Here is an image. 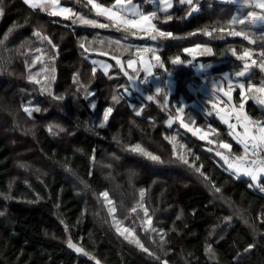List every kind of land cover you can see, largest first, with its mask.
Wrapping results in <instances>:
<instances>
[{
  "label": "trees",
  "instance_id": "16d2710c",
  "mask_svg": "<svg viewBox=\"0 0 264 264\" xmlns=\"http://www.w3.org/2000/svg\"><path fill=\"white\" fill-rule=\"evenodd\" d=\"M95 1L106 6L115 2ZM140 1L147 11H154L153 4ZM2 3L5 12L0 16L3 41L0 44V192L7 193L9 181L14 180L11 194L15 199L5 200L0 196V212H4L0 216V264H95L88 256L68 247L69 236L94 254L101 264H157L119 235L108 204L100 195L104 191L109 193L118 220L127 227L126 219L128 214L132 215L133 205L122 209L121 202L128 203L129 199L124 198L131 190L138 198H133L136 203L142 200L140 192L144 191L143 201L153 225L169 230L163 250L159 238L155 237L153 243V234L145 232L142 226L135 232L156 255L167 252L162 258L168 264H264V191L249 188L248 177L236 179L227 165L208 151L216 147L211 141L222 138L232 145V152L242 154L241 147L228 135V125L221 121L212 105L203 100L201 106L194 105L201 99L189 89L190 83L197 85L201 78L194 68L198 59L217 63L212 68L214 73L239 72L247 61L237 57L249 49L257 57L256 64L264 63L261 56L264 33L247 23H232L235 4L194 0L198 9L188 14L191 6L175 0L171 12H157L156 28L173 33L172 37H162L159 52L164 68L156 69L163 79L168 75L175 79V91L165 105L164 97L143 101L128 93L127 75L134 71L126 75L124 69L122 72L121 67L114 66L107 74L88 59L95 55L106 57L90 46L98 42L95 37H103L101 42L109 39L128 42L126 37L110 36L113 29L128 30L98 15L89 0H60L75 11L70 18L32 9L24 0H2ZM77 14L91 20L96 18L107 26L74 23ZM166 15H172L173 19L166 21ZM13 25L5 40L4 34ZM205 29L212 34L207 35ZM229 31L245 35L232 36ZM36 32L48 40L38 38ZM25 40L31 44L20 49ZM194 44L211 47L213 54L193 58L183 52ZM116 46L123 50L130 48H122L118 43ZM230 48H235L236 55ZM114 50L104 52L120 54ZM38 52L51 57L47 61L49 73L44 70L35 77L39 80L46 73L55 77L50 94L41 91V83L28 79L34 70L30 57ZM176 55L185 63L172 64L171 58ZM47 62L44 61L43 67ZM263 76L264 69H251L247 84L260 86ZM85 90L89 93L87 97ZM61 95L64 99H57ZM112 95L118 100L113 101ZM202 96L198 94L199 98ZM92 99L95 109L91 107ZM232 99L239 106L243 102L238 90L233 91ZM184 101L188 104L182 118L188 128L180 122V113L176 111L183 107ZM242 105L247 114L264 120V107L252 97ZM36 107L40 108L39 112L34 110ZM108 107L113 111L106 126H101L97 118ZM209 126L216 131H210ZM190 128L207 132L208 139L201 140ZM135 145L164 162L134 151ZM174 145L175 152L186 153L190 163L199 157L195 162L203 166L202 171L212 184L220 187L219 192L177 160ZM19 163L28 167L21 168ZM118 172H125L126 176H118ZM36 193L43 199L36 201ZM225 217H231V221ZM206 243L214 248V257L205 252ZM249 244H254L250 251Z\"/></svg>",
  "mask_w": 264,
  "mask_h": 264
},
{
  "label": "snow or ice",
  "instance_id": "6c2138e0",
  "mask_svg": "<svg viewBox=\"0 0 264 264\" xmlns=\"http://www.w3.org/2000/svg\"><path fill=\"white\" fill-rule=\"evenodd\" d=\"M181 4H188L190 5V11L188 14H191L193 11H197L198 4H194V0H178ZM24 3L28 6H30L32 9H38L42 12L48 13L50 16H62V17H68L70 18L69 14L72 12L70 8L67 7H61L60 6V0H24ZM89 3L92 4V6L95 8L98 15L107 16L110 20H113L116 22V26L118 28L123 27L125 30L131 31L132 29H142L144 32L152 34L151 38L153 40H156L158 36L160 37H172V32H162L159 31L156 28V25L153 24L151 21L153 18L157 17V12H149L145 14L138 5H135L132 3V0H115V4L112 7H105L104 5L100 3H95L94 0H89ZM161 9L167 13L169 10H171L175 4L173 0H160ZM257 6L259 8L264 9V2H261V0H257ZM5 12V8L3 6L2 0H0V16H2ZM251 17L255 20L257 18L256 12L250 13ZM166 21H171L173 19L172 15H166L164 17ZM259 19L264 20V17H259ZM77 20L80 23L84 24H90V25H96L97 22L95 20H86L83 16L77 15L76 20L73 22H77ZM236 21L233 20L232 23H235ZM240 23H243V21H240ZM99 27H106L107 25H98ZM15 25L9 28L8 32L4 34V39L6 40L9 33L12 32ZM207 35H211V32H208L207 29L204 30ZM218 31H223V29H219ZM133 35H136V32L132 33ZM190 33L189 35H191ZM229 35L232 36H240L245 35L243 32H237V31H229ZM35 35L38 38H42L44 40H48L46 36H43L41 32H36ZM3 41L0 40V44H2ZM49 44H51V41H48ZM31 44L30 40H25L22 42L19 46L20 49H23L25 47H28ZM83 47V45H81ZM52 48H55V44H51ZM39 51V50H37ZM144 51H149L148 49H145ZM151 51H155V49H152ZM229 51L232 52L233 55H236L235 48H230ZM184 53L189 54V56L195 58L197 56H204V55H212L213 49L207 45H201V44H195V47H185L183 49ZM139 55V53H138ZM252 53L251 50L245 49L242 54H240L237 58L242 61H247L249 57H251ZM55 54H52V58H54ZM261 56L264 57V52L261 53ZM36 61L40 60L39 56H36ZM156 63H150L147 59L143 60V71L146 72L148 75L153 74V67L158 66L159 68L163 69L164 64L160 62V57L157 56L155 58ZM172 64H180L185 63V61L181 60V57L179 55H176L175 57L171 58ZM187 62H190L188 60ZM136 64V61L129 60L127 63L128 68H134ZM261 67H264V63L261 64ZM105 72H107V66H105ZM248 70V64L245 63L244 69L237 73V77H241L245 74V72ZM141 69L135 68V72L131 75V78L133 80L139 79V73ZM165 71H167L165 69ZM50 75H52L50 73ZM29 80H35L37 84H40L41 81L36 80L35 76L32 74L28 75ZM145 82L147 81V76L144 77ZM228 82L227 90H225L224 87L221 86V84L216 86L215 92H214V98L209 101V103L212 105V109L216 112V114L220 117L221 121H223L224 124L228 125L229 132L228 135L231 136L239 145L242 146V154H237L231 151L232 145L227 142L226 140L222 138H218L217 140L211 141V143L216 144L217 146L215 148H209L208 151L214 152L216 157H219L220 160L223 162V164L227 165V168L230 173H234V177L236 179H240L241 177H248L250 178V183L248 185L249 188H253V184H255V187L258 188L261 191H264V182H262V178H264V125H260L258 127V134H256L253 129L252 125H256L258 122L251 121L249 117L242 114L243 105L241 104V110L236 112V124L230 123V116L232 115V112H230L227 109H221L219 107L218 103V96L217 93L223 92V94L228 97L229 100L232 98V91H233V81L229 77H225V79ZM50 83L51 80H49V83L47 85H42L41 91H47L50 94ZM239 87L241 90V95L244 96L246 85L244 83H238L235 85ZM247 89H249L252 93H261L264 94V86L257 87L256 85L249 84L247 86ZM86 91V97L89 95ZM125 91L127 89L125 88ZM162 88H157L156 92L160 93L162 92ZM165 96H168V93L165 92ZM260 99L261 103H264V96L258 97ZM59 100H63L64 97L61 95L57 97ZM154 96L150 95L148 97V100H153ZM112 100L117 101L118 98L116 95H112ZM168 103L167 99H165L164 104L166 105ZM91 107L95 108V103L91 104ZM26 112H28L29 115H31V111L28 108L24 109ZM36 112L40 111L39 107H36L34 109ZM113 111L112 107H108L104 110L103 113V120L107 121L109 114ZM178 113L182 114L184 113V108H178L176 109ZM235 111V110H233ZM211 113L209 112V115ZM191 118V117H190ZM180 122L184 124L183 118H181ZM171 123V121H169ZM237 124H242L243 131L237 132L235 131ZM103 126V124H101ZM185 128H188V124H184ZM190 131H193L195 135H198L201 140H207L208 139V133L203 132L202 129H189ZM210 131H216L215 129H212L211 126H209ZM63 131V129H61ZM175 138H173L174 140ZM134 151L139 152L145 156H147L149 159L156 161V162H162L160 157L157 155H153L151 152H147L144 149L140 147V145L134 146ZM174 154L177 156V160L181 162L182 164L188 166L192 171L195 173H198L201 177H203L206 181L210 182L212 187L215 191L219 192L220 187L216 186L215 184H212V181L210 177L206 176L205 173L202 171V165H198L195 161L199 160V157H195V159L190 163L187 157L186 153L177 154L175 152V145H174ZM19 167L21 168H27L28 165L24 163H19ZM14 180L9 181L8 183V192H0V196H3L5 200H12L15 199V197L11 194V190L13 188ZM29 187H31L29 185ZM104 200L108 204V212L110 214L114 213V208L112 207L113 202L109 199V193L104 191L100 194ZM140 196L143 199L144 197V191L141 190ZM40 199H43V197L40 196L39 193H36V201H39ZM36 201H28L29 203L36 202ZM58 207V205H57ZM137 208H140L143 210V219H142V227L145 232H151L154 236L153 243H155V237L159 238L160 244L159 247L161 250L165 247V241H166V235L169 231L168 229L164 228H157L153 225V219L152 216L149 214V208L145 206L144 203H139L135 208L132 209L133 212L137 211ZM4 215V212H0V216ZM83 215V214H82ZM182 216V212L180 215L177 216V219H180ZM225 220L231 221V217H225ZM113 224L115 225L116 231L119 233V235L123 236L130 244H134L137 248H139L143 253L150 256L152 259H154L157 264H168L167 259H163V256L167 255V252H164L163 256H158L155 254L154 251H150V248L145 246V244L140 240V238L135 234L134 230L132 228L128 227H122L121 222L115 218L113 215ZM61 223H64L63 220H61ZM65 230H69V226L65 224ZM175 230V228L171 229ZM67 245L69 248L74 249L77 253L83 254L84 256H88L90 259L95 261V264H101L100 260L97 259V257L92 254L91 252L87 251L85 247L82 244L74 243L71 237L69 236L67 240ZM254 247V244H249L247 247V250L250 251ZM205 252L209 255V257L215 256V250L212 247L211 244H205ZM198 264V262H196Z\"/></svg>",
  "mask_w": 264,
  "mask_h": 264
},
{
  "label": "rangeland",
  "instance_id": "374dc122",
  "mask_svg": "<svg viewBox=\"0 0 264 264\" xmlns=\"http://www.w3.org/2000/svg\"><path fill=\"white\" fill-rule=\"evenodd\" d=\"M226 1H233L234 3L237 4L236 5V15H235V21L236 22L240 23V21H244L245 22V21H249L250 20L251 16H250V12H249L250 10L248 9V6L251 5V3H255V0H226ZM94 2L95 3H99V2H97L95 0H94ZM173 2L175 4V0H173ZM132 3L135 4V5H138L139 8L145 14H147L149 12H152V11H147L146 7H145L146 5L143 4L140 0H132ZM114 4H115V2H114ZM113 5H111V6L104 5V6L105 7H112ZM60 6L61 7H67V8H70L72 10V12L69 14L70 17L75 14V11L71 7H69L67 5H64V4H61V3H60ZM173 8L171 10H169V12H171L173 10ZM153 10L156 11V12L165 13L161 9L160 0H155L154 1ZM77 15L83 16L82 14H77ZM105 17H107V16H105ZM84 18L86 20H91V19H89L87 17H84ZM94 20L97 22L96 25H90V24H85V25L93 26V27H99L98 25H105L104 22L99 21L96 18H94ZM77 22L80 23L78 20H77ZM151 22L152 23L154 22V18L152 19ZM133 32H136V35H133L132 34ZM152 34H155V33H152ZM152 34L146 33L142 29H132L131 31H128V32L121 31V30L115 32L114 29H113L112 32L110 33V36H112V37H120V38L126 37L128 42H123V41L117 42V41H114L112 39H109V40H107L105 42H101L99 40H101L103 37H99V38L95 37L98 42H95V43L93 42V45H90V46H92V48L96 52L101 53V54H103L106 57L95 55V56H88V59L91 62H93L97 68L101 69L104 72H105V70H104L105 66H107V72H105L107 74H109L112 71V68L114 66L121 67L120 69H121L122 72H123V69L124 70L127 69L126 71L129 72V73H130V71H134L135 72V68H140L141 71L139 73V79H137V80H133L131 78V75L133 73H131L130 76L127 75V73H126V75L128 76V80L130 82V90H129L128 93L134 95L136 98H138L139 100H143V101H150V100H148V97L150 95L154 96L153 100H160L161 97H162V93H165L164 92V88H163V83H165L167 89H169L170 92H173V90L175 88V79H174L173 75H168L165 79H163L161 77V75L156 70L157 68H159L158 66L153 67V74L152 75H148L146 72L143 71V67H144L143 60L144 59H147L150 63L155 64L156 63L155 58L157 56L160 57L159 50H160V47H161L160 44H161L163 38L158 36L156 40H153L151 38ZM94 41H95V39H94ZM111 42H115V43H111ZM117 43L122 48H126L125 46H129L130 48H126V50L119 49L116 46ZM157 43H159V44H157ZM189 47H195V44L191 45ZM111 48H114L115 49L114 52H117V53H120V54H113V53H110V52H107V53L104 52L105 50H111ZM145 49H148L149 51H144ZM152 49H155V51L154 52L151 51ZM125 52H127L128 54L125 55V56L121 55V54H123ZM138 53H139V55H138ZM251 53H252L251 57H249L247 62H246L248 64V70L247 71H249V68H250V70L251 69L263 70L264 69L263 67H261L260 65L256 64V61H257L256 55L253 52H251ZM36 56L40 57L39 61H36V59H35ZM204 56H206V55H204ZM50 59H51L50 55L42 53V52H38L35 55H33V57H30L29 62H31L30 63L31 66L34 67V70L32 71V74L35 77H38L40 72H43L44 70L47 72V69H48L47 68V66H48V62L47 61H49ZM130 59L136 61V64H135L134 68H128L127 67V63H128V61ZM44 61H45V63L47 62V65L43 67ZM203 61H204L203 59H199V61L195 65V69H196L197 74L201 75L200 76L201 77L200 81H202V83H200V84H203L204 82H206V79H207L208 82L206 84H207V87L210 89L212 86L215 87V82H212L215 79H212L211 76H209L207 78V74H204V73H207L206 70L209 69L211 67V65L206 66L205 64H203ZM160 62H162L161 57H160ZM49 67H50V62H49ZM247 71L245 72L244 76L248 73ZM47 73H49V72H47ZM47 73L43 77H41L39 79V80H42L40 87H42V85H47L49 83V80H51L50 93H52L53 92L52 91V89H53L52 86H53L55 77L51 76L50 74L48 75ZM145 76H147V81L146 82L144 80ZM227 77L230 78V76H227ZM232 78H235V77H232ZM261 78H262V80H264V76L261 77ZM262 82L263 83L260 84V86H264V81H262ZM252 84L256 85L257 87H260L257 83H252ZM157 88H162L163 91L160 92V93H157L156 92ZM189 88H190L192 93L199 92V89H195L193 83L189 84ZM45 92H47V91H45ZM47 93H49V92H47ZM163 96L165 97V94ZM262 96H264V94L254 93L252 95V98L255 100L256 103H258L259 105L264 107V103H261L260 99L258 98V97H262ZM205 98H206V95H203V99H205ZM166 99H168V98H166ZM219 99L221 100V98H219ZM211 100H204L203 103H206V102L209 103V101H211ZM93 103H95V99L91 100V104H93ZM185 103L186 102H183V105ZM95 108H96V103H95ZM225 108H228V106L226 104H225ZM103 113H104V110L101 113L102 116H98L97 121H99L100 124H103V126H106L108 120L107 121L103 120ZM110 114H109V116H110ZM181 118L182 117H181V114H180L179 119H181ZM167 125H169V122H167ZM261 125H264V120H262V124ZM118 176H126V175H125V172H118ZM262 182H264V180H262ZM253 188H256L255 185H253ZM134 193H135V191L131 190V192L128 193L127 197L124 198V199H129V200H128V203L125 200H123L121 202V205L123 207L122 209H126L130 205H133V207H132V209H133V208H135L137 206V204L144 203L143 199L141 201H139L138 203H136L138 198H137V196ZM134 197H135V199H137L136 201L133 199ZM145 206H146V204H145ZM112 207L115 210L114 213L111 214L112 215V219H113V215H114L115 218L118 220V217L116 215V213H117L116 212V208H115L114 205ZM132 209H131L132 215L128 214V218L126 219L128 221V223H129L128 224L129 226H127V227L128 228H132L134 230V232H136V230H138L139 227L142 226L143 210L140 209V208H137V211L133 212ZM122 227H124V226L122 225Z\"/></svg>",
  "mask_w": 264,
  "mask_h": 264
},
{
  "label": "crops",
  "instance_id": "0c3cea01",
  "mask_svg": "<svg viewBox=\"0 0 264 264\" xmlns=\"http://www.w3.org/2000/svg\"><path fill=\"white\" fill-rule=\"evenodd\" d=\"M220 1H224V2H227V3H233L235 5H237L236 3H234L233 1H226V0H220ZM248 9L250 10L249 12H256L257 13V18L254 20L252 17L250 18L249 21H243V23H247V25L253 29H256L257 31H259V33H264V20H261L259 19V17H264V9L262 8H259L257 6V0H255V3H251V5L248 6ZM251 16V15H250ZM154 23V22H153ZM197 57H200V56H197ZM196 58V57H195ZM199 61L196 60V62L194 63V68H195V65L197 64V62ZM203 64H205L206 66L208 65H211V67L209 69H207V73H204V74H207V78L209 76H211L212 79H215L214 81L212 82H215V87H211L210 89L207 87V82L208 80L206 79V82H204L203 84H199L198 83H202V81H199L197 83V85H194L195 89H199V92L197 93H194L196 94L197 98L198 99H201L199 100V102H196L194 105L196 106H201V102L202 100H211L214 98V92H215V89H216V86L221 84L222 87L225 88V90H227V87H228V82H226L225 77L227 76H230L231 80L233 81V91L234 90H238L240 91L241 93V90L239 89V87L235 86L237 85L238 83H244L246 85V90H245V93H244V96H242V99H243V102L242 104H244L250 97H252V95L254 93H252L249 89H247V80H246V77L251 73V70L249 68V71H247L248 73L244 76H241V77H237V73L241 72H230V71H225V72H222V73H214L212 68L217 64V63H206L205 61H203ZM126 73H128L126 70H124ZM197 73V72H196ZM199 75V74H198ZM201 76V75H199ZM232 77H235V78H232ZM264 81V80H263ZM263 83V82H262ZM166 86H164L163 84V88H164V92L167 91L168 93V96L164 97L163 95L165 93H162V97H164L165 99H167V101L169 102L170 101V95H172L175 91V88L173 90V92H170L169 89H167V87L165 88ZM190 89V88H189ZM233 91H232V94H233ZM199 93H202L203 95H206V98L203 99V96L201 98L198 97V94ZM208 93V94H207ZM217 96H218V103H219V107L221 109H227L229 110L230 112H232V114L236 113L237 111H240L241 110V105H236L233 101V99L231 98V100L228 99V97H226L223 92H219L217 93ZM221 98V100L219 99ZM157 101V100H156ZM185 102V101H184ZM188 103L186 102L182 108H184ZM225 104L228 106V108H225ZM212 107V106H211ZM235 110V111H233ZM243 110V109H242ZM214 111V110H213ZM218 116V115H217ZM232 116V115H231ZM230 116V123H233V124H236L237 121L236 119H232ZM219 117V116H218ZM220 118V117H219ZM262 124V123H261ZM235 131L237 132H242L243 131V127H242V124H237V127L235 129ZM256 134H258V129L257 130H253ZM236 142V141H235ZM237 143V142H236ZM238 144V143H237ZM239 145V144H238ZM217 146V145H216ZM242 149V146L239 145ZM243 151V149H242ZM262 180H264V178H262ZM255 185V184H253Z\"/></svg>",
  "mask_w": 264,
  "mask_h": 264
},
{
  "label": "built area",
  "instance_id": "2783aa9c",
  "mask_svg": "<svg viewBox=\"0 0 264 264\" xmlns=\"http://www.w3.org/2000/svg\"><path fill=\"white\" fill-rule=\"evenodd\" d=\"M145 1H146L147 4H153L155 0H145ZM261 1L264 2V0H261ZM242 114H243V115H246L247 117H249L251 121H256V122H258L256 125H252V129H253V130L258 129V127L260 126V121H259L258 119L254 118L253 116H250L249 114H247V113H246L245 111H243V110H242ZM233 118L236 119V115H234Z\"/></svg>",
  "mask_w": 264,
  "mask_h": 264
},
{
  "label": "clouds",
  "instance_id": "9594fccd",
  "mask_svg": "<svg viewBox=\"0 0 264 264\" xmlns=\"http://www.w3.org/2000/svg\"><path fill=\"white\" fill-rule=\"evenodd\" d=\"M261 2H263V1H261ZM246 37V36H245ZM243 111H245V109L243 108ZM246 112V111H245ZM247 113V112H246ZM234 115H236V113H234V114H232V116H231V118L232 119H235V118H233V116ZM260 121V120H259ZM261 123H262V121H260V125H261ZM257 130V129H256ZM116 159H119L118 157H116ZM162 162H164V161H162Z\"/></svg>",
  "mask_w": 264,
  "mask_h": 264
}]
</instances>
